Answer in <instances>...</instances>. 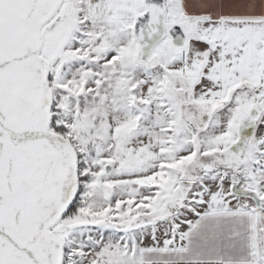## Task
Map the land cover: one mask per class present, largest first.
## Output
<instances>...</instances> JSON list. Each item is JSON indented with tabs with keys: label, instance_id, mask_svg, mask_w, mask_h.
<instances>
[{
	"label": "snow or ice",
	"instance_id": "snow-or-ice-1",
	"mask_svg": "<svg viewBox=\"0 0 264 264\" xmlns=\"http://www.w3.org/2000/svg\"><path fill=\"white\" fill-rule=\"evenodd\" d=\"M0 264H264V0H0Z\"/></svg>",
	"mask_w": 264,
	"mask_h": 264
}]
</instances>
